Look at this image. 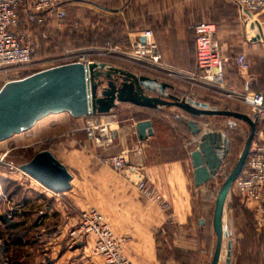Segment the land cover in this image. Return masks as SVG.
I'll return each mask as SVG.
<instances>
[{
  "label": "crops",
  "instance_id": "crops-1",
  "mask_svg": "<svg viewBox=\"0 0 264 264\" xmlns=\"http://www.w3.org/2000/svg\"><path fill=\"white\" fill-rule=\"evenodd\" d=\"M81 3L103 4L102 9L111 14L123 10V7L122 9L116 7L115 0H81ZM127 5L129 8L126 9L127 16L140 19L137 28L133 30L149 28L157 45L160 64L164 68L176 70L179 75L166 76L150 67L125 59L106 57L99 61L107 66L155 79L157 82H169L173 89L166 88V94L196 100V97L179 90V87L181 85L186 88L191 84V78H186L185 74L191 75L196 72L193 34L186 29V26L190 23H203L198 21L200 17L196 15L205 5L200 6L197 0H125V7ZM130 10H132L131 14L128 13ZM83 11L79 6L73 18H68L66 22L65 19L63 20V27L76 21L81 28H94V24ZM249 21L250 18L244 23L245 27L250 29L249 33L245 30V41L250 45V49L253 50L255 47L261 49L255 48L257 49L255 52L257 58L262 60L264 38L260 39L263 35L260 27L264 24V11L260 12L257 18L260 27L256 25L255 35L252 27L248 28ZM219 50L221 52L220 46ZM228 54L229 52L226 56ZM230 61V67L225 66L223 77L226 86L234 91H241L246 88V83L248 86L254 83L257 73L252 70H249L250 72L239 70L233 55ZM249 65L251 69L254 64L251 61ZM233 69L239 73L236 81L230 77ZM107 115L114 125V137L110 146L97 149L86 146L83 138L81 144L73 137H65L59 155L49 150L64 165L71 179L69 189L58 194L61 199L57 202L58 205L51 201L52 203L45 208L49 222V232L43 243L46 252L45 264H102L99 256L88 254L89 238L72 243L67 237V231L76 223L77 214L81 210L95 209L116 236H123L126 239L123 255L132 264H168L171 260V252L167 244L181 242L182 239L177 237L176 231L169 232L166 227L167 222H170V227L176 226L177 230L188 228L192 224L193 197L202 186H193L192 166L188 153L196 147V144L193 141L194 137L183 124L184 120L192 117L172 106L146 109L119 102H116ZM43 119L37 120L38 122L31 126V131L36 135L43 132L45 128L43 125L47 126L52 120L50 117ZM144 119L150 121L152 133L140 140L136 135L134 124ZM194 119L200 126L201 116ZM121 151L126 153L129 170H114L102 165L96 158L97 152L107 155ZM139 176H142L145 184L166 202L164 208L156 202L147 200L137 190L135 182ZM26 177L22 176L23 179ZM22 187L26 194L25 199L33 206L29 209V218L26 217L27 224L34 218L33 210L39 201L37 195L41 192L31 186V180H25ZM42 195L44 198L49 197L46 194ZM25 206L29 204L26 203ZM229 264H235L234 256L232 257L231 254ZM240 264H264V260L257 258L252 263L245 260Z\"/></svg>",
  "mask_w": 264,
  "mask_h": 264
},
{
  "label": "rangeland",
  "instance_id": "rangeland-1",
  "mask_svg": "<svg viewBox=\"0 0 264 264\" xmlns=\"http://www.w3.org/2000/svg\"><path fill=\"white\" fill-rule=\"evenodd\" d=\"M197 1L200 2V6L201 4L205 5L203 9L197 12L196 16L200 17L198 21L211 22L214 24V39L221 47L220 56H222V76L221 81L219 82L220 88L211 87L201 82H192L191 84H188L186 88L180 85L179 90L186 91L190 95L196 97L195 99L197 101H203L209 106L216 107L217 109L234 110L252 117L246 104L239 100L235 94L227 91L231 90V88L224 84L223 77L224 67L226 65L230 67V58L232 55L235 56L238 53H244L249 62L252 61L254 65L257 62L256 65H258V58L255 51L260 48L255 47L257 49L254 48L252 50L250 49V45H247V42L245 41V30L249 33L250 29L248 30L244 23L245 20L247 21V19L249 20L250 18L248 28L252 27V32L255 35L257 32L256 25L259 26V21L257 22L259 14L253 13L241 16L236 12L230 0ZM115 3L117 8L123 7V10L121 12L118 11L117 14L108 13L97 5L81 3V0L69 2L64 7V22H66L68 18H73L75 10L80 6L84 10L83 12L85 15L89 18V21L94 24V26L98 27L97 30L92 31L93 35L97 34L100 36L102 32L112 30V38L111 36L110 38L100 36L97 38V42H95L96 44H86L78 40V37L75 34L72 32L68 34L65 29L63 30L62 28L57 29V31H49L48 33L44 31L45 34L43 35H41L40 31L32 28L33 30L30 31V37L38 44L37 49L32 54L28 64L0 69V86L7 81L24 77L25 75L38 70L73 62L83 52L87 54L88 58L98 59L100 56L91 48L103 46L106 42L110 44H124L127 33L134 31L133 29L137 28L140 19H134V17L127 16L126 9L128 10L129 8H127L128 5L125 7V0H115ZM131 12L132 10L128 11L130 14ZM50 25L49 27H52V25ZM74 27H76V29L74 28L73 30L77 31V25ZM260 28L261 32H263V35H261L262 38L260 39H263L264 24ZM82 38L80 37V39ZM243 46L245 47L243 48ZM245 48L247 49L245 50ZM227 50L229 54L226 56V53H228ZM230 50L232 52H230ZM101 58L104 59V57ZM14 70H16V73L12 72ZM230 75V77L233 78L232 80L236 81L239 73L236 69H233ZM237 92L242 91L239 90ZM46 117H50L52 120L48 122L47 126L43 125L45 126L43 132L36 135L31 131V127H29L0 141V154L5 152L1 161L10 162L11 167L9 168L5 166L0 161V174L16 181L20 186L24 184L25 180L29 179L27 177L26 179L22 178L24 175L18 171V166L28 161L37 151L47 149L59 155L65 137H73L75 140H79L81 144L83 138L86 141V146L88 145L89 147L94 148V146L85 138L84 132L81 129L83 122L82 117L71 118L67 112H60L56 114L52 113V115L50 113V115L47 114L41 118L45 119ZM41 118L38 120H41ZM202 120H205V122H202ZM35 122L38 121L36 120ZM200 123H205V128L209 129V131L220 133L227 142V150L222 159V163L218 167L214 176L202 184L193 197L192 224L188 228L177 230L176 226V228L170 227V222H167L166 227L169 232L176 231L178 234L177 237L182 239L181 242L176 241L167 244V247L171 252V260L168 264L209 263L214 245V235L210 226V214L214 196L221 181L235 163L244 138L248 132V127L244 122L231 117L207 116L202 118ZM31 186L38 189L39 193L41 192L40 194H46L49 197H45L44 199L38 197L39 201L36 203L38 205L35 207L33 213L34 218H32L31 222L28 221L27 224L25 222L27 230L21 237L23 244L20 248H12L10 244V236L0 221V264H45L44 258L46 252L43 249V243L49 232V222L47 221L45 208L52 202H54L55 205H58L57 202H60L61 199L52 195V193L44 187L45 190H42L33 181H31ZM52 197L57 200H53ZM13 204V201L0 193V215L4 211L8 212L16 210L17 212L18 209H15ZM27 217L29 218V214ZM198 218L203 220L201 225L197 224ZM222 219L226 227L227 236L223 238L221 256L217 264H223L227 241L230 243V253L232 257L234 256V260L236 259L237 254L243 251L251 253L258 252L264 259V231L260 230L261 227H259L258 230V227L256 226L258 225L259 213L256 212V208L252 203L243 202L232 186L229 188L226 196ZM74 225L71 226L70 229L73 228ZM69 230L67 231V237L73 243L75 241L71 240L68 236Z\"/></svg>",
  "mask_w": 264,
  "mask_h": 264
},
{
  "label": "water",
  "instance_id": "water-1",
  "mask_svg": "<svg viewBox=\"0 0 264 264\" xmlns=\"http://www.w3.org/2000/svg\"><path fill=\"white\" fill-rule=\"evenodd\" d=\"M168 86L155 79L101 62H69L32 72L0 86V141L33 125L50 113L67 112L72 117L106 114L118 103L154 109L158 106L176 107L189 116H225L244 122L248 132L232 168L221 181L214 196L211 230L214 245L208 264H217L223 238L227 236L223 209L232 182L241 173L254 134V120L234 110L217 109L191 98L166 94ZM152 93L153 95H150ZM191 135H198L196 147L188 153L192 166L193 186L198 187L214 176L226 154L227 142L218 132L203 131L194 118L183 121ZM137 137L151 135L148 119L134 124ZM18 169L51 193L69 189L71 175L49 150L42 149L20 164ZM197 219V224H202ZM230 243L226 242L223 264H229Z\"/></svg>",
  "mask_w": 264,
  "mask_h": 264
},
{
  "label": "built area",
  "instance_id": "built-area-1",
  "mask_svg": "<svg viewBox=\"0 0 264 264\" xmlns=\"http://www.w3.org/2000/svg\"><path fill=\"white\" fill-rule=\"evenodd\" d=\"M72 1L75 0H0V69L28 64L32 53L38 47V44L31 39L30 31L36 29L41 32V35L45 34L44 29L47 21L57 29L62 28L65 17L64 7ZM230 2L240 15L259 14L264 11V0H230ZM186 29L193 34L196 72L184 76L191 78V83L201 82L211 87L220 88L222 57L214 39V24L211 22L190 23ZM91 49H94L100 56L98 59L88 58L87 54L83 52L73 62L86 65L100 62L101 57H112L140 63L166 76L179 75L176 70L164 68L160 64L157 45L149 28L127 33L126 41L122 45L106 42L103 46ZM234 61L239 70L247 69L248 64L243 53L236 54ZM15 71L12 72L16 73ZM227 91L235 94L239 100L246 104L251 118L256 124L245 159V168L231 186L243 202L252 203L255 206L256 212L259 213V226L264 231V94L261 92H237L232 89ZM82 118L81 129L85 138L95 148L101 149L112 144L114 125L108 119L107 113L88 114ZM205 126V123H201L199 126L201 132L209 131ZM191 136L194 137L193 141L196 144L198 135ZM4 154L5 152L0 154V161ZM96 158L102 165L114 170H129L125 151L107 155L97 152ZM2 163L11 168L10 162ZM18 171L20 170L18 169ZM27 178L30 177L27 176ZM29 180L42 190L44 189L32 178ZM135 186L147 200L156 202L163 208L166 206V202L161 196L145 184L142 176L136 179ZM52 195L58 197L56 193H52ZM68 236L73 241L89 238L88 253L92 256H99L102 259V264H132L123 255V245L126 239L123 236H116L102 215L93 208L78 212L77 221L74 227L69 230Z\"/></svg>",
  "mask_w": 264,
  "mask_h": 264
},
{
  "label": "trees",
  "instance_id": "trees-1",
  "mask_svg": "<svg viewBox=\"0 0 264 264\" xmlns=\"http://www.w3.org/2000/svg\"><path fill=\"white\" fill-rule=\"evenodd\" d=\"M97 6L102 8V5L97 4ZM233 7H234V5H233ZM235 10H236V8H235ZM50 24L52 25L51 22L47 21L44 31H46L47 33L49 31L50 32L51 31H57V28H55L53 25H52V27H49ZM76 25H77L76 21H73V23H71L69 26L66 25V27H64L62 29L63 30L65 29V31L68 34L70 32H72L73 34H75L78 37V40H80L86 44H96L95 42H97V38H99L100 36L105 37V38H110V36L112 35V33H111L112 30L111 31L106 30V31L102 32L100 34V36H98L97 34L93 35L92 31L97 30V28H98L97 26H94V28H92V29L91 28L85 29V28H81L77 25L78 28H77V31H75L73 29L74 28L76 29V27H74ZM80 37L81 38L83 37V38L80 39ZM112 37L113 36H111V38ZM98 40H100V39H98ZM234 58H235V56H234ZM257 61H258V65H256L257 64V62H256V64H255L256 66L253 65V67L251 69H250L249 62H247L248 66H247L246 71L248 72L249 70H252L254 73H257L258 75H256L257 78L255 80H253V82H254L253 84H251L250 86H248V83L245 84L246 88H244V90H241L242 92H261L264 94V70H263L264 59H262V60L258 59ZM224 71H225V67H224ZM160 82L165 83L168 86L167 89H169V90L173 89V86L171 83L165 82V81H160ZM171 95H174V94H171ZM141 108H144V107H141ZM146 109H148V108H146ZM197 117H200V116H196V117H192V118H197ZM205 117L206 116H201V119L205 118ZM255 128H256V124H255ZM244 168H245V161H244L242 170ZM0 175H1L0 176V193H2L6 198L13 201L14 202L13 205H14L15 209H18L17 212H16V210H13V211L11 210L8 212L7 211L2 212V214L0 215V221L2 222L5 230L7 231V233L10 236V239H11L10 244H11L12 248L17 249V248H20V246L23 244L21 237L24 235L25 231L27 230L25 227L26 217L28 214H30L29 209H31L33 206H31V204L29 203V200L25 199L26 194H25V191L22 189L23 188L22 186L18 185L16 181L11 180L5 176H2V174H0ZM37 196L40 198L41 197L44 198V196L42 194H39ZM26 203L29 204V206H25ZM24 206L28 210H24L25 209ZM21 208H24V209L22 210ZM34 210H35V208H34ZM211 212H212V209H211ZM210 226H211V214H210ZM256 226L258 227V230H259V227H260L259 222H258V225H256ZM257 258L263 259L261 254L258 252H252V253L251 252H245V251L239 252V254H237V256H236L235 264H240L245 260L252 263L253 260L254 259L257 260Z\"/></svg>",
  "mask_w": 264,
  "mask_h": 264
}]
</instances>
